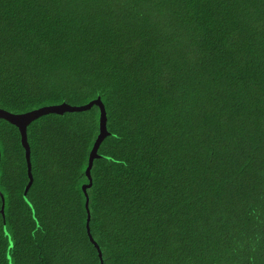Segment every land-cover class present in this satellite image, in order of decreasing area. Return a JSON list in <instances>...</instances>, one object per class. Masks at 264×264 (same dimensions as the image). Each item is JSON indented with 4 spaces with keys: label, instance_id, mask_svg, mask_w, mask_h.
I'll return each instance as SVG.
<instances>
[{
    "label": "trees",
    "instance_id": "16d2710c",
    "mask_svg": "<svg viewBox=\"0 0 264 264\" xmlns=\"http://www.w3.org/2000/svg\"><path fill=\"white\" fill-rule=\"evenodd\" d=\"M61 101L0 118V264H264V0H0V107Z\"/></svg>",
    "mask_w": 264,
    "mask_h": 264
},
{
    "label": "rangeland",
    "instance_id": "374dc122",
    "mask_svg": "<svg viewBox=\"0 0 264 264\" xmlns=\"http://www.w3.org/2000/svg\"><path fill=\"white\" fill-rule=\"evenodd\" d=\"M96 105L98 108V112L96 118V134H95V138L92 141L93 144L96 143L98 138L102 136L105 131L104 107L101 102H96ZM75 107L77 106L66 101L37 106L30 110L20 113L12 112L0 107V118L14 125L16 132L18 134L19 142L22 143L27 148L28 144L26 143L25 140V130H24L26 122H28L31 118L37 116L38 114H42L46 112L56 113L65 109H70Z\"/></svg>",
    "mask_w": 264,
    "mask_h": 264
}]
</instances>
